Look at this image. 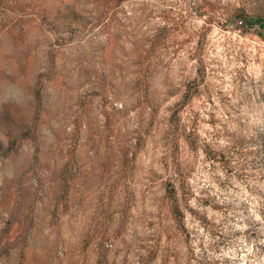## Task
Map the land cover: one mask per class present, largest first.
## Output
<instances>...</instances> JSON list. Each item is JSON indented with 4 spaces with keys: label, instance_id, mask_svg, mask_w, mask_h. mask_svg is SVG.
Listing matches in <instances>:
<instances>
[{
    "label": "rangeland",
    "instance_id": "1",
    "mask_svg": "<svg viewBox=\"0 0 264 264\" xmlns=\"http://www.w3.org/2000/svg\"><path fill=\"white\" fill-rule=\"evenodd\" d=\"M264 0H0V264H257Z\"/></svg>",
    "mask_w": 264,
    "mask_h": 264
},
{
    "label": "clouds",
    "instance_id": "2",
    "mask_svg": "<svg viewBox=\"0 0 264 264\" xmlns=\"http://www.w3.org/2000/svg\"><path fill=\"white\" fill-rule=\"evenodd\" d=\"M253 264H257V262L253 261ZM258 264H264V256L260 257V260H259Z\"/></svg>",
    "mask_w": 264,
    "mask_h": 264
}]
</instances>
